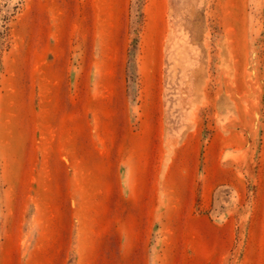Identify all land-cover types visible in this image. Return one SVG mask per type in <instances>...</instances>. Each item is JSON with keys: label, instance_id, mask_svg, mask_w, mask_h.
I'll use <instances>...</instances> for the list:
<instances>
[{"label": "rangeland", "instance_id": "obj_1", "mask_svg": "<svg viewBox=\"0 0 264 264\" xmlns=\"http://www.w3.org/2000/svg\"><path fill=\"white\" fill-rule=\"evenodd\" d=\"M0 264H264V0H0Z\"/></svg>", "mask_w": 264, "mask_h": 264}]
</instances>
